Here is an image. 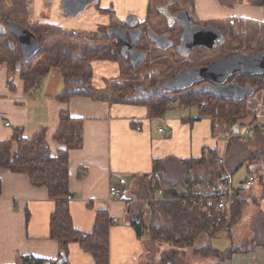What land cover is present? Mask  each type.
<instances>
[{"label":"trees","instance_id":"1","mask_svg":"<svg viewBox=\"0 0 264 264\" xmlns=\"http://www.w3.org/2000/svg\"><path fill=\"white\" fill-rule=\"evenodd\" d=\"M23 2L25 7L29 0H23ZM98 3L99 0L89 6H97ZM61 12L68 17H73L64 12L63 6H61ZM180 14H186L192 21L205 28L211 27L204 25L198 19L194 0H148L144 26L152 30L154 34L156 32L155 35L158 38L166 37L171 43L164 50L157 46L156 40L153 39L152 43L159 50L168 52L174 49L175 53H178L179 47L175 48L178 45H174L171 40L174 23L167 16L177 17ZM152 18L158 20L155 24L156 28L152 27ZM29 25L25 28L37 37L40 50L26 65L33 64L44 55L45 51L49 52V58L48 60L43 58L39 64L23 72L20 71L23 65L19 59L1 61L0 66L3 62H7L9 72L7 80L10 89L14 87L12 80L16 71H20L26 92L38 89L47 75L58 71L64 82V90L55 98L58 102L68 106L70 100L75 97L99 98L96 89L90 84L91 80L87 79L86 74L79 73L83 67L73 62V57L87 41L90 46L85 52L84 63H88V66L92 67L96 62L110 61L118 63L122 70L121 75L126 76V70L124 71L123 67H127L129 73L136 74L134 82L117 83L112 92V102L147 107L152 118H162L169 111L168 107L175 102L178 103L177 107H197L199 117L194 121L203 119L211 121L213 138H216L217 133L219 135L218 148L220 136L224 133L234 135L228 144V152L237 140L243 143L245 148L253 147V144L257 145L243 161L247 163V173L250 176L248 179L255 182L254 187L249 188L244 182V187L235 190L234 197L226 202L225 208H219L215 201L218 199L216 197L225 194L221 183L222 177L228 172L226 165L224 169L217 167L218 148L214 150L204 148L203 155L199 159H171L168 163L179 166L180 170L177 171L168 169L165 162L155 163L152 174L143 177L146 179L145 190L138 195L136 201H127L126 210V215L129 217L128 225L134 229L137 237L139 239L148 237L158 244V257L149 264H186L189 251L192 257L202 258L206 263L208 260L220 263L264 248V214L260 209V195L264 189V126L257 118H254L249 125L250 135L247 139L236 133L240 127L239 123L251 116L246 102L258 91L264 89V75L262 79L244 75V82L239 80L237 85L250 86L254 92L252 96L242 101L216 96L208 88L212 85L209 81H201L185 89L167 88L165 83L168 79L161 85L152 83L147 86L151 75L149 71L151 68L148 65L149 49L147 46L140 47L142 41L147 40L146 37L141 40L137 48L147 57L139 66L133 68L130 54L126 56L122 54V43L110 37L109 32L113 27L100 28V32L104 31V34L100 35L99 31L97 33L80 32L39 22L33 25L31 20ZM179 32L178 35L182 36L183 30L180 29ZM224 33L227 35L223 36V45L231 42L239 49L238 51L229 50L220 59H225L233 52L243 53L244 47L248 50L246 54H264V26L240 22L235 27L230 25ZM158 34L161 35L158 36ZM74 40L77 41V45H74ZM252 47L258 50L253 51ZM215 61L203 67H208ZM144 67L143 75L136 73ZM203 67L192 68L182 64V70L173 74L169 80L176 78L184 71ZM227 84L231 83L227 81ZM82 128L83 122L72 118L69 108L65 107L59 113V123L53 136V141L60 145L55 155L52 154L45 128H41L32 138L24 137L22 131L18 130L11 140L0 144V171L8 170L15 174L27 175L34 187L47 188L49 197L55 201V209L50 217V239L61 245L60 258L52 262L25 256L18 264H58L63 256L68 259L71 244H78L89 253L95 264H110V232L116 222L110 217L109 212L106 209L97 210L93 229L89 233L78 230L73 222L70 207L72 194L69 162L70 152L83 146ZM244 163L239 166V169ZM159 190L163 191V198L155 199ZM250 204L258 208L250 229L252 235L240 241L234 234L235 229L243 221L245 209ZM222 235L231 241L230 249L224 253L214 249L212 245V242ZM64 264H68V261Z\"/></svg>","mask_w":264,"mask_h":264},{"label":"crops","instance_id":"2","mask_svg":"<svg viewBox=\"0 0 264 264\" xmlns=\"http://www.w3.org/2000/svg\"><path fill=\"white\" fill-rule=\"evenodd\" d=\"M62 2L29 0L30 20L97 33L102 27H113L114 20L120 25L130 16L144 21L148 6V0H99L97 6L88 5L78 16L68 17L61 12ZM194 4L201 22L217 26L227 22L228 28L223 30L230 28L231 21H235L233 27L240 22L264 26V0L231 4L220 0H194ZM0 52L3 53L1 49ZM92 67L99 73L111 75L119 65L104 61ZM8 74L7 63L3 62L0 66V144L11 140L18 130L24 137L32 138L45 128L55 155L60 149L53 141L59 113L68 107L72 118L83 122V146L70 152L69 162L70 207L75 227L83 233L91 232L97 210L106 209L110 217L117 220L110 232V264L154 262L158 246L148 237H137L128 225L129 200L112 201L110 186L134 187L138 178L152 174L156 162L199 159L204 148L217 149L219 142L213 138L211 121H194L196 118L179 114L169 116V111L162 118H152L147 107L125 105L101 97H75L65 106L55 99L59 93L48 97L45 78L38 89L26 92L20 72L13 74V89L8 86ZM33 94H39L38 98L32 97ZM246 106L251 116L239 123L238 134L249 129L254 118L264 126V89L250 97ZM162 127L170 132L169 136L158 133ZM247 151L243 143H233L226 158V170L234 175L250 155ZM242 168L248 172L246 162ZM249 177L247 173V179ZM0 182V264H18L25 256L57 261L62 248L50 239V217L55 201L49 197L48 189L34 187L27 175L8 170L0 171ZM241 182L244 187L245 181ZM260 197V209L264 214V189ZM257 252L259 250L254 254ZM245 256L250 254L235 256L232 260L238 261ZM67 261L68 264H95L93 257L78 244L69 246Z\"/></svg>","mask_w":264,"mask_h":264},{"label":"rangeland","instance_id":"3","mask_svg":"<svg viewBox=\"0 0 264 264\" xmlns=\"http://www.w3.org/2000/svg\"><path fill=\"white\" fill-rule=\"evenodd\" d=\"M97 1V0H92ZM91 1V2H92ZM222 3L227 2V4H231L232 2H238L242 0H220ZM29 3V2H28ZM64 3V0H63ZM93 4V3H92ZM29 6L30 4H27V6L24 7L23 0H0V49L3 51V53L0 52V57L3 60L11 61L15 59H19L21 64L23 65L22 70L20 71H27L32 66H35L36 64H39L43 60H48L49 58V52H44V55L41 58H38L33 64L26 65L24 60L22 59L21 53L18 49V44L15 39V36L12 34V32L9 30V24L12 23L11 20L22 26V27H28L30 19H29ZM65 7L67 11H69L68 6L64 3L62 5ZM27 7V8H26ZM172 16L171 22L173 24L172 31H174L173 36L171 37L172 42L174 45H179L177 43L178 41L177 36L180 31V26L177 24V21H174V16ZM179 17V16H178ZM177 19V18H176ZM158 20L157 18H152L151 23L152 27L156 28L155 24H157ZM35 22L33 21V25ZM184 26L187 27L188 22H182ZM206 26L214 27V29L219 32L223 38L224 35H227V33H224L223 29H227L228 24L222 23L220 26H217L213 23L204 22L203 23ZM112 26L114 28H117L120 26V24L114 20ZM155 26V27H154ZM5 30V33H3L1 30ZM163 30H166L167 28H162ZM100 35L104 34V31L98 32ZM155 34H157L155 32ZM161 34H158L160 36ZM158 38L157 35H155L154 39ZM176 38V39H175ZM12 40V41H11ZM50 41V38L48 39ZM15 49L12 50L10 47V43L14 42ZM74 45H77V41H73ZM87 43V44H86ZM82 47H80V51L78 50L77 55L73 57V62L75 64H80L83 69L80 70V74H86L87 79L91 80L90 84L93 86V88L96 89L97 95L101 98H108L111 99L113 97V90L116 87L118 82H134L135 75L128 72L127 67H123L124 71L126 70V76L121 75V68L118 67L115 70V73L111 75H104L103 73H99V70H94L93 67L88 66V63L85 62V56L86 51L89 49V44L86 41ZM92 46V45H91ZM147 46L149 49V57H148V65L151 69L149 71L151 72L149 82H147V86H150L152 83L155 85H161L165 80H169L170 77H172L173 74H176L182 70V64H185L186 66H190L192 68H199L203 67L210 62L214 61L215 59H218L222 57L224 54L228 53L229 50L238 51L239 47H235L231 42H227L224 45L218 46L214 50L207 51L205 47H198L197 50L194 51L189 50L186 46L184 48H180V52L182 54L187 55L186 57L181 56L179 53H175L176 51L174 49L169 50L168 52L161 51L156 48L155 44H149L147 40H143L140 44V47ZM255 47V46H254ZM253 51L258 50L253 49ZM109 48V47H108ZM248 50H246L247 52ZM56 53V51H55ZM56 58V57H55ZM120 60V59H119ZM120 62V61H119ZM7 63V62H6ZM84 63V64H81ZM87 64V65H86ZM21 65V66H22ZM29 66V67H28ZM19 71V72H20ZM97 72V73H96ZM139 73V75H143L145 73V67L142 68L140 71L136 72ZM244 74H237L234 75V77H231L229 80V83L231 84H239V80L241 82H244ZM258 79H262L261 77H257ZM167 80V81H168ZM44 84L47 86L46 94L48 97H52L53 95H56L58 93H61L64 90V82L62 79L61 74L58 71H53L44 80ZM243 84V83H242ZM39 94H33L32 97L38 98ZM172 105V104H171ZM174 109L169 110V116L170 115H176L183 117V116H191L193 118L199 117V110L197 107H173ZM219 140V135L217 133L216 138ZM221 140V139H220ZM237 140V143H240V141ZM253 144V143H252ZM248 146V145H247ZM256 144H253V148L256 147ZM244 148V147H243ZM246 150L251 151L252 147L248 146L246 147ZM247 151V152H248ZM168 167V169L171 170H180L175 164L172 163H165ZM236 165V161L231 165V168L233 169ZM233 180V185L236 189L243 187L241 184V181H245L247 179V172L244 168L236 170L235 174H231ZM146 183V179L138 178V180L135 182L134 187H126L125 192V198L127 200H137L138 195L141 194L144 189V184ZM258 212V208L255 207L253 204H250L245 209L244 215H243V221L236 227L235 233L236 236L240 241L250 237L252 235L250 229L253 223V218L256 216ZM158 246V244L156 243ZM212 245L214 249L224 253L231 247V241L228 239V237L222 235L218 239L214 240L212 242ZM256 254H254L256 251H258ZM256 250L255 252L251 253L250 256L241 257V259H238V261L234 260H226L223 262H216L215 260H208L206 263L204 259L199 257H192L191 251L188 252L189 256L188 259H186V264H264V248H260Z\"/></svg>","mask_w":264,"mask_h":264},{"label":"water","instance_id":"4","mask_svg":"<svg viewBox=\"0 0 264 264\" xmlns=\"http://www.w3.org/2000/svg\"><path fill=\"white\" fill-rule=\"evenodd\" d=\"M92 0H64L69 11L63 7L65 13L71 16H78L88 5L94 3ZM137 21L135 16H130L126 23L132 26ZM9 30L15 36L18 44V49L25 63L30 62L39 52L40 45L37 37L32 34L27 28L16 23L9 24ZM5 33V30H1ZM110 37L118 39L122 43V54L131 57V66L136 68L146 59L147 55L143 52L132 50L137 46L143 37L140 30H134L127 34L121 28H113L109 32ZM193 38L189 41L186 47L192 51L197 47H205L212 49L214 45L223 42V38L214 28H204L195 26L191 32L184 35V39ZM130 39V40H129ZM159 39V47L165 48L170 44L166 37L155 38ZM164 43V44H163ZM163 44V45H162ZM12 50L15 49L13 42L10 43ZM244 74L250 77H261L264 75V54H244L240 52L230 53L225 59L213 62L208 67L200 69L187 70L180 73L176 78L168 80L165 83L167 88L185 89L193 86L201 81H209L212 85L208 87L216 96L234 101H242L253 95V89L250 86L240 87L237 84H227L226 81L230 76ZM67 258L63 256L58 264H64Z\"/></svg>","mask_w":264,"mask_h":264},{"label":"built area","instance_id":"5","mask_svg":"<svg viewBox=\"0 0 264 264\" xmlns=\"http://www.w3.org/2000/svg\"><path fill=\"white\" fill-rule=\"evenodd\" d=\"M231 26L235 25V21L230 22ZM243 53L246 54V48H243ZM178 103L175 102L174 104L170 105L168 108L171 109L173 107H177ZM10 124H6V126H9ZM158 133L163 136H169L170 132L166 130L165 127L159 128ZM242 138L247 139L250 135L249 130H245L243 133L238 134ZM234 137L232 134H222L220 136V146L218 148V154L219 157L216 160L217 167L220 169H224L226 165V157L228 154V144L230 143L231 139ZM227 172V171H226ZM232 176L227 172L224 174L222 177V186L221 188L223 189V192L225 194L219 195L218 199H215L216 204L218 205L219 208H225L226 207V202L231 200L234 197V192L236 188L233 185V180ZM255 182L252 179H247L246 180V186L249 188L254 187ZM125 192H126V187L125 186H117V185H111L110 186V199L112 201H117V200H123L125 199ZM163 198V191L159 190L155 199H161ZM114 222H117V220H114Z\"/></svg>","mask_w":264,"mask_h":264},{"label":"flooded vegetation","instance_id":"6","mask_svg":"<svg viewBox=\"0 0 264 264\" xmlns=\"http://www.w3.org/2000/svg\"><path fill=\"white\" fill-rule=\"evenodd\" d=\"M179 16V17H178ZM177 17H174V21H177V23L180 25V29H181V31L183 30V34H182V36H181V34L180 35H178L177 36V43H179V45L178 46H175V48H177V47H181V48H184L187 44H188V42L189 41H191V40H193V38H187L186 40L184 39V35H186V33L187 32H191L192 31V29L195 27V26H201V25H199V24H197V23H195L194 21H192V19L189 17V16H187L186 14H180V15H178ZM168 17V19L169 20H171L172 19V16L171 15H169V16H167ZM177 18V19H176ZM185 21H187L188 22V25H187V27L186 26H184L183 24H182V22H185ZM143 23H145V21H141V20H138L137 19V21L132 25V26H129L126 22L124 23V24H122V25H120L118 28H121V29H123L127 34H129L130 32H132V31H134V30H140L142 33H143V37H142V39L144 38V37H146V39L148 40V43H150V44H153L152 43V40L154 39V32L152 31V30H150L148 27H145L144 26V24ZM143 24V25H142ZM201 27H204V26H201ZM205 28V27H204ZM207 28V27H206ZM209 28V27H208ZM180 33V32H179ZM182 33V32H181ZM159 38H161V37H159ZM130 40V39H129ZM159 39H157L156 40V44H157V46H159ZM169 44H171L170 43V41H167ZM223 42H224V37H223ZM223 42L222 43H216L215 45H214V47L212 48V49H209V50H207V51H210V50H214L215 48H217L218 46H221V45H223ZM164 44V43H163ZM162 44V45H163ZM139 45H137V46H135L132 50H136V51H138V52H140V50L137 48ZM166 49L168 48V46L167 47H165ZM165 48H163L164 50H166ZM198 48V47H197ZM197 48H194V49H192L193 51L196 49L197 50ZM178 51V53L181 55V56H183V57H186L187 55H185V54H182L181 52H180V48L179 49H177ZM215 60H221L220 58H218V59H215ZM214 60V61H215ZM232 76H230L229 78H228V80L227 81H229V79L231 78ZM227 81H226V83H225V85H227Z\"/></svg>","mask_w":264,"mask_h":264}]
</instances>
